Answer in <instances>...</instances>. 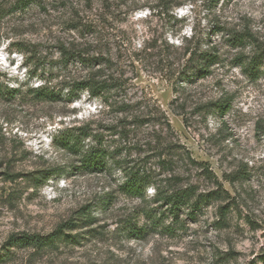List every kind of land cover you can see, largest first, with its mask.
I'll return each mask as SVG.
<instances>
[{"label": "rangeland", "instance_id": "374dc122", "mask_svg": "<svg viewBox=\"0 0 264 264\" xmlns=\"http://www.w3.org/2000/svg\"><path fill=\"white\" fill-rule=\"evenodd\" d=\"M14 1L0 0V264H264V76L244 74L235 58L251 46L232 41L264 45V0H168V13L165 0ZM154 40L174 47L145 51ZM62 41L99 58L65 63ZM195 48L218 60L184 81ZM88 78L108 92L68 94ZM81 127L83 150L148 176L142 196L123 193L110 161L75 167L60 137ZM156 185L213 194L171 215Z\"/></svg>", "mask_w": 264, "mask_h": 264}, {"label": "trees", "instance_id": "16d2710c", "mask_svg": "<svg viewBox=\"0 0 264 264\" xmlns=\"http://www.w3.org/2000/svg\"><path fill=\"white\" fill-rule=\"evenodd\" d=\"M35 0H15L14 1V8L19 10H24L28 5H30ZM170 2L168 0H165L164 6L166 5L165 13H168L169 10H171L174 5L178 4H172L169 5ZM1 10V5H0ZM73 18H75V15H71ZM169 17V16H168ZM173 18V16H170V18ZM1 18V13H0ZM171 18V19H172ZM79 26H75L73 28L76 30ZM85 27V26H84ZM232 41L234 45H239L243 47V45H249L251 46L250 52L251 55L248 57H244L243 55L237 56L235 59L237 61V64L239 67L242 68V71L244 74L250 79L255 80L260 76H264V45L263 43L259 42L256 38H254L249 33H243L238 34L236 36L232 37ZM157 40H154L152 44L145 47L146 50H154L158 49L159 51H169V48L174 47V45L160 42V45L157 44ZM59 53L61 54L62 61L65 63H68V61H78L82 63L83 65H92L94 60H98L99 56L97 58H91L88 55L87 50H84L82 48H79V46L76 45V42H66L62 41L59 42ZM171 50V49H170ZM187 51V50H185ZM184 51V52H185ZM171 51L167 54H162L163 56H168ZM178 54V53H176ZM191 58L189 65H185L183 70L180 72L181 75H184L182 79L184 81L193 80L197 76L205 75L208 73V67L215 63L218 60V55L212 52L208 51H200L197 52L196 48L195 51H191ZM171 57V56H170ZM173 63L168 64V69H173L174 66H172ZM171 73H173V70H171ZM181 77V76H180ZM110 88V85L106 83V80H96L94 78H88L87 80L81 81V82H73L71 85H69V91L68 94L71 95L77 91L81 90H88L90 95L92 96H102L105 95L108 92V89ZM53 90V89H52ZM36 94L41 96L42 98H49L52 95H54V91L49 90L48 88L44 86H40V88H37L35 90ZM219 109H225L227 110L229 107V104H219L217 105ZM89 134H87L86 130H84L83 127L78 128V131L76 133H64L60 137L61 146L62 148L66 149L69 152L78 153L79 154V164L75 167L83 172H92V171H103L109 169L108 162L110 161L111 164L121 169L124 173V182L121 184V189L123 193H126L131 196H142L145 192L146 187L151 183V180H149L148 176L145 175V173H142L139 168H135L133 166L128 167L126 163H122L119 160H115L113 157L114 151H108L106 148L102 146H89L86 150H83L81 147L82 140L84 137H87ZM93 137H97L94 136ZM101 137H97V142L100 143ZM109 159V160H108ZM155 185V184H153ZM213 193H209L206 195H200L196 194L195 189H193L191 186L180 188L177 190H173L170 193H166L165 191H162L158 186H155V198L158 201H161L165 203L168 207V212L171 215H176L178 210L180 209V206L184 204H191L192 208L195 210L198 207L201 206V204L207 200V198L210 196L212 197ZM190 206V207H191ZM190 215H193V210L190 212ZM224 218V215L222 214V219ZM59 231V230H58ZM21 239L28 240L33 243L41 244L43 243V238L40 236H31V235H22Z\"/></svg>", "mask_w": 264, "mask_h": 264}]
</instances>
